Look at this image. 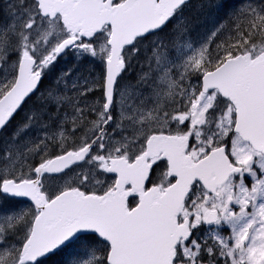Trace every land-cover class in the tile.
<instances>
[{
	"label": "snow or ice",
	"instance_id": "1",
	"mask_svg": "<svg viewBox=\"0 0 264 264\" xmlns=\"http://www.w3.org/2000/svg\"><path fill=\"white\" fill-rule=\"evenodd\" d=\"M0 0V264H264V0Z\"/></svg>",
	"mask_w": 264,
	"mask_h": 264
},
{
	"label": "rangeland",
	"instance_id": "2",
	"mask_svg": "<svg viewBox=\"0 0 264 264\" xmlns=\"http://www.w3.org/2000/svg\"><path fill=\"white\" fill-rule=\"evenodd\" d=\"M198 3H199V0H196V1H194L192 4H191V6H190V8H189V12L190 13H192L193 15H195V8H196V6L198 5Z\"/></svg>",
	"mask_w": 264,
	"mask_h": 264
},
{
	"label": "trees",
	"instance_id": "3",
	"mask_svg": "<svg viewBox=\"0 0 264 264\" xmlns=\"http://www.w3.org/2000/svg\"><path fill=\"white\" fill-rule=\"evenodd\" d=\"M59 260H60V257H59V256H57V257H53V258L48 262V264H58Z\"/></svg>",
	"mask_w": 264,
	"mask_h": 264
}]
</instances>
